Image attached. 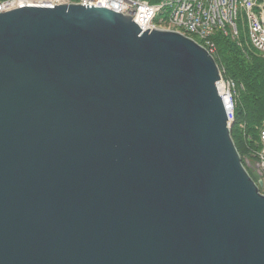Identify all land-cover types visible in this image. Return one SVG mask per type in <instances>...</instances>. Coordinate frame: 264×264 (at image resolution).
<instances>
[{"label":"water","instance_id":"water-1","mask_svg":"<svg viewBox=\"0 0 264 264\" xmlns=\"http://www.w3.org/2000/svg\"><path fill=\"white\" fill-rule=\"evenodd\" d=\"M220 78L105 8L0 12V264H264Z\"/></svg>","mask_w":264,"mask_h":264},{"label":"built area","instance_id":"built-area-1","mask_svg":"<svg viewBox=\"0 0 264 264\" xmlns=\"http://www.w3.org/2000/svg\"><path fill=\"white\" fill-rule=\"evenodd\" d=\"M61 4H78L87 8H105L131 17L141 31L147 29L177 30L195 37L196 41L213 58L216 55L214 36L221 33L236 39L240 26L247 31L249 45L264 60V0H0V12L22 6L54 7ZM220 95L229 125L235 119L236 84L220 74ZM259 148L255 159L246 162L264 188V122L259 127ZM245 166V168H246Z\"/></svg>","mask_w":264,"mask_h":264},{"label":"trees","instance_id":"trees-1","mask_svg":"<svg viewBox=\"0 0 264 264\" xmlns=\"http://www.w3.org/2000/svg\"><path fill=\"white\" fill-rule=\"evenodd\" d=\"M213 40L217 48L216 64L224 72V79L236 84L235 119L230 131L238 153L245 154L246 150L259 146L257 130L264 121V60L249 46H241V40H246L243 35L240 40H231L216 33Z\"/></svg>","mask_w":264,"mask_h":264},{"label":"rangeland","instance_id":"rangeland-1","mask_svg":"<svg viewBox=\"0 0 264 264\" xmlns=\"http://www.w3.org/2000/svg\"><path fill=\"white\" fill-rule=\"evenodd\" d=\"M165 31H174V32H177V33H180V32H178L177 30H172V29H168V28H166L165 29ZM181 34V33H180ZM184 35V34H183ZM223 35V34H222ZM241 35H243V36H246L245 35V33L243 32V29L241 28V31H240V35L236 38V39H233V37L232 36H230V37H228V38H230L231 40H240L241 39ZM184 36H186V37H188V38H190V39H194L193 37H191V36H187V35H184ZM224 37H225V35H223ZM196 42V41H195ZM197 43V42H196ZM241 43H243L241 46L242 47H246L247 46V48H248V45L246 44V40L244 41V42H242V40H241V42H240V44ZM198 44V43H197ZM216 52H217V48H216ZM214 58H215V56H214ZM213 58V59H214ZM215 60V59H214ZM216 62V61H215ZM223 71L222 70H220V74H222L223 75ZM232 127V126H231ZM240 129H242V130H244V127L243 126H240ZM235 144V143H234ZM257 148H258V146H257ZM257 148H255V149H248V150H246L247 152H245V154H241L240 156H241V159H242V163H243V165H244V167L246 166L245 164H246V162L247 161H249L250 162V160H254L255 159V157H254V155H255V151H256V149ZM246 170H247V172L249 173V175L251 176V178L254 180V182L255 183H257L258 182V177L254 174V173H252L249 169H248V167L246 166V168H245ZM262 192H264V188H263V190H262Z\"/></svg>","mask_w":264,"mask_h":264}]
</instances>
